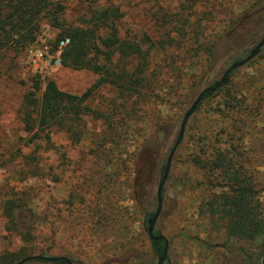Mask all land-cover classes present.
I'll return each mask as SVG.
<instances>
[{"label":"rangeland","instance_id":"1","mask_svg":"<svg viewBox=\"0 0 264 264\" xmlns=\"http://www.w3.org/2000/svg\"><path fill=\"white\" fill-rule=\"evenodd\" d=\"M55 1L65 6L64 17L74 25L82 24L96 9L118 10L122 38L147 41L150 73L169 75L159 85L154 103L133 111L135 98L126 101L113 86L98 85L100 77L94 72L62 64L53 48L58 31L45 20L34 43L0 56V264L5 255L23 253L20 250L28 247L6 230L1 211L4 200L23 190L29 191L36 213L48 216L26 253L67 257L75 264H158L145 225L148 215L158 209L162 168L200 93L220 81L238 58L264 38V0ZM36 74L43 81L54 80L68 93L82 95L93 89L89 105L94 115L84 118L86 137L73 145L67 126L54 128V145L39 155L43 178L23 171L22 157L31 150L17 152L20 140L27 138L21 118ZM234 82L244 93H259L257 101L250 102L259 113L246 145L258 166L264 207V47L236 69ZM202 115L195 112L188 120L155 226L168 239L172 264L225 260L223 251L209 250L196 240L219 243L226 238L199 213L202 200L213 193L205 185L206 174L192 162L196 137L203 131ZM103 116L116 125L111 136L104 134ZM104 145L105 149L99 148ZM20 217L23 224L29 216Z\"/></svg>","mask_w":264,"mask_h":264},{"label":"trees","instance_id":"2","mask_svg":"<svg viewBox=\"0 0 264 264\" xmlns=\"http://www.w3.org/2000/svg\"><path fill=\"white\" fill-rule=\"evenodd\" d=\"M65 10V6L55 0H0V56L11 49L24 50L34 43L42 32V21L45 20L58 31L54 52H57L62 40H70L61 54L65 67L90 70L100 77L98 85L113 86L126 101L135 98L133 111L138 106L153 104L158 98L159 85L169 73H150L152 55L148 42L144 39H123L116 23L120 14L110 6L92 11L80 25L69 23L64 17ZM250 55L251 52L246 54ZM244 59L245 56L238 58L234 64ZM235 76L236 69H233L226 75L221 87L205 93L196 110L198 115L203 114V131L198 137L195 136V144L198 142V145L192 162L206 174L208 182L205 185L213 191L211 196L202 200L199 213L210 220L216 231H223L226 237L219 243L200 238L196 240L209 250L223 251L221 253L225 260L219 264H264V207L259 195L262 184L257 181L258 166L254 164L255 160L246 145V139L256 130V116L259 113L255 104L250 102H256L259 93L250 90L244 93L234 82ZM32 82L24 98L21 118L27 138L20 140L22 147L17 152L20 154L31 150L22 157L23 171L28 169L30 177L43 178L46 174L39 155L54 145V128L67 126L65 129L73 145L80 144L86 137L84 118L94 115L89 105L93 89L82 95L68 93L54 80L43 81L37 74ZM129 112L130 109L127 115ZM103 117L101 120L106 126L104 134L111 136L116 125L110 122V117ZM165 170L166 165L162 168L161 180ZM30 197L29 191L23 190L4 200L1 211L6 230L19 236L31 249L38 239L37 228L48 216L36 213ZM21 214L29 216L23 224ZM154 215L152 212L148 217ZM145 227L148 231L147 223ZM154 235L160 236L162 233L156 230ZM150 241L160 259L164 254L165 242L151 238ZM28 247L20 250L23 253L5 255L3 264H17L27 257L32 259L26 264H67L63 260L52 263L43 259L50 257L45 254L26 253ZM71 261L75 264V261ZM164 264H172L169 255Z\"/></svg>","mask_w":264,"mask_h":264},{"label":"water","instance_id":"3","mask_svg":"<svg viewBox=\"0 0 264 264\" xmlns=\"http://www.w3.org/2000/svg\"><path fill=\"white\" fill-rule=\"evenodd\" d=\"M264 47V39L254 48V50L252 51L251 55L247 58H245L243 61L236 63L234 65H232L227 71L226 73L223 75V77L221 78V80L219 81L218 84H216L213 87H208L206 88L204 91H202L200 93V95L197 97V99L195 100V102L192 104L191 108L189 109V111L187 112L182 124H181V128H180V133L179 136L176 140V143L174 145V147L172 148L170 155L168 157L167 160V164H166V170H165V174L159 184L158 190H157V201H158V209L157 212L155 213V215L150 218L147 221L148 224V234L150 235L151 240L153 241H164L165 242V250H164V254L163 256L159 259L158 264H164L168 258V239L164 236V235H160V236H155V226L156 223L158 221V218L160 216V212L162 209V201H163V188L165 183L168 180L170 171H171V165H172V161L174 158V155L176 153L177 148L179 147V145L181 144L183 137L185 135V130H186V125L188 123V120L193 116V114L196 112L197 107L199 106V104L202 101L203 96L205 95V93L208 92H213L216 91L219 87H221L225 80H226V75L229 74L233 69H238L242 66H244L245 64H247L249 61H251L257 54L258 52ZM35 258V257H34ZM43 259H47L51 262H58V261H65L67 262V264H73V262L67 258V257H57V258H53V257H42ZM32 259V257H27L24 258L23 260H21L19 263L17 264H26L27 262H29Z\"/></svg>","mask_w":264,"mask_h":264},{"label":"built area","instance_id":"4","mask_svg":"<svg viewBox=\"0 0 264 264\" xmlns=\"http://www.w3.org/2000/svg\"><path fill=\"white\" fill-rule=\"evenodd\" d=\"M70 43V40L69 39H65V40H62L60 43H59V46H58V50L56 52V54H58L59 56L62 54L64 48Z\"/></svg>","mask_w":264,"mask_h":264},{"label":"flooded vegetation","instance_id":"5","mask_svg":"<svg viewBox=\"0 0 264 264\" xmlns=\"http://www.w3.org/2000/svg\"><path fill=\"white\" fill-rule=\"evenodd\" d=\"M263 39H264V38H263ZM263 39H262V40H263ZM262 40H261V41H262ZM261 41H260V42H261ZM252 51H253V50H252ZM252 51H251V53H252ZM247 57H249V56H246V55H245V58H247Z\"/></svg>","mask_w":264,"mask_h":264}]
</instances>
